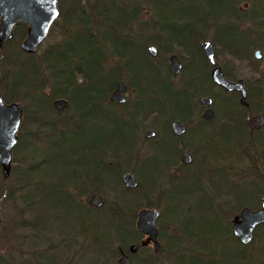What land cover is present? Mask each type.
I'll list each match as a JSON object with an SVG mask.
<instances>
[{
    "label": "rangeland",
    "instance_id": "1",
    "mask_svg": "<svg viewBox=\"0 0 264 264\" xmlns=\"http://www.w3.org/2000/svg\"><path fill=\"white\" fill-rule=\"evenodd\" d=\"M79 1L85 6L87 3L91 4L92 0ZM252 1L251 4L254 2ZM70 2L71 0H67V3L65 1V4L61 7L63 10H61V12H66L68 7L66 4H70ZM123 2L126 4L131 3L138 7V21L132 24L131 34L135 35L140 32L146 36L156 35L159 28L156 29L155 27L154 29L152 23L158 22V18L154 16V11L149 2L145 0H123ZM180 2L183 3L180 4L173 1L171 3L173 5H167L164 0L158 1V10L167 8L168 19L174 22L178 19V23H182L183 21L188 25L185 29L169 28L170 22L164 20L162 22V25H165V31H163V33L165 37L170 34L176 35L178 33L177 36L180 37L187 46L192 47L194 42L190 40V35H188L190 31L188 32L187 30L195 28L193 34L199 33L200 24L197 23V20L201 18L200 15L203 14V8L200 5L193 6L192 3L191 6L186 5L184 3L186 0H181ZM235 8L238 11L240 9L239 13L241 14L239 15L242 17L238 21L235 20L238 24V30L244 33L251 32L256 44L258 41V39H255L257 38V33L251 24V20L248 18L251 5L244 8V1H238ZM216 16H218V14H216ZM212 24L213 23H210L205 30L200 33V40L204 39L212 42L217 64L237 78H248L251 80L253 79L252 75L259 77L253 70L256 67L258 71H261L260 69H262L261 65L264 61V57L262 60H257L253 55L257 49H260L264 55V48L255 46L251 49L249 59H235L229 55L223 46H217L213 43L212 33L214 27ZM140 26H145L147 28H142L140 31ZM66 28H68L66 24H64L62 20H59L56 28L51 34L49 32L47 38L38 50L46 49L53 41L59 39L63 30ZM258 35L259 37L261 36L264 41V26L259 29ZM24 37L18 43H20ZM187 38L189 39L187 40ZM154 44L157 45L160 51L155 61L162 69H168V57L172 53L177 54L184 63L188 61L186 53L176 44L168 43L165 49H161L157 43ZM11 47L15 48V43ZM13 54V56H16L15 50ZM109 64H111V62ZM193 64L194 61L189 64V69ZM258 65L260 68L257 67ZM195 66L198 67V73L200 75L206 73L205 66H202L199 62H196ZM201 68L203 69L201 70ZM45 71H42L40 78L47 76V72ZM185 76L186 74L184 72L178 76L171 75L173 86L181 87ZM126 77L127 76L123 74L121 80L127 84ZM142 82L141 79V83ZM250 82L254 83L252 80ZM208 87L210 88L211 85H208ZM211 90L216 94L219 93L217 87H211ZM125 96L127 98V109H129L137 100L136 90L128 87ZM198 97L200 96L194 98L193 105L196 107L195 110L199 111V115H197L198 113L195 111V118L191 119L188 123V133L179 140L172 142L176 150V155L172 159L173 161H170L172 164L167 169L164 183H160V185L158 183L153 191L145 192V190H149L145 189L143 191L136 190L131 192V194L129 193L130 195H139L143 193L144 197L149 199L151 208H157L161 213L160 216L163 212V218L162 220H158L157 225L159 230L163 232L165 242L160 240L163 249L155 255L156 264H173L174 257L178 252H183L184 256H188V254L192 252L190 258H184V263L186 264H237L239 259L233 256V252L241 250V247L233 240L221 235L218 229V220L213 218L210 213L206 211V208L209 207L208 205L215 207V209L219 208V212H222L221 221L223 225H226L227 222H231L234 214H231L230 207L233 206L234 203L250 204L253 202L251 189L244 184V181H247L249 176L253 175L256 171L264 172V161L262 157L258 155L257 160L255 159L254 150L257 147L260 149L259 145L253 143V146L249 147V137H247V133L245 134L244 130L237 131L236 128L232 127V122L225 120L227 103H224V97L220 93L217 94L213 106L215 114L212 121H208L206 122L207 124L201 125V130L193 129L199 126L198 120L203 110V107L197 103ZM84 100L82 96H79V99L76 98L77 104H82ZM18 102L22 103L24 107L25 104L27 105L25 101L18 100ZM103 103L106 104L107 102ZM41 104L42 103L34 104L30 102L28 105L29 107H27L28 110L33 112L36 106L40 107L42 106ZM112 107L113 109L116 108L118 111L125 113V109L122 107ZM108 110V108L104 107L102 113L106 116ZM170 110L171 109L166 108L163 115H161V117L158 116L160 119H158L159 121L157 122L153 121L156 120L157 114H149L140 121L139 125L134 130L136 142L135 149L130 155L131 158L129 161H122V165H119L120 168L123 167L120 174L125 170L133 171L138 183L141 182L143 186L146 187H148L152 181L159 179L164 169L162 158L158 161L160 165L155 169L151 165L143 163V160L150 155V149L155 144L153 139H146L144 134L148 129L155 130L153 127L154 125H158L164 130L163 127L166 125L165 121L172 116ZM70 112L71 110H68V112L56 113L50 108L44 111L45 115H47L46 119L55 121L57 129L65 128L62 121L66 119ZM95 115L97 114L86 106L78 112L76 122H70L69 132H66L63 137L56 136V141H58V144H60L62 148L61 155L67 158L60 163H50L40 171H33L30 177L34 178L29 181L27 180L29 182L28 185H33L37 181H39V184L31 188L29 193L25 191L24 187H21L24 181L22 173L27 166L35 163L37 164L38 162H40V164H38L39 169H41L43 163H41V159L39 158H26L28 156L27 146L12 157L11 174L9 177L4 178L0 169V256L6 264H117V248L120 246L117 240H112L110 245L105 248L96 249L95 247L98 246L97 241L91 239V234L89 232L83 235L78 233L81 230H94L92 226L95 224L99 225V228H103V222H106L109 217L105 212L106 208L117 201V192L108 182L115 178L119 171V167L110 170L109 174L106 176L101 170L102 166L98 164V161L104 160L109 156V146L111 147L110 142H113L112 135L108 134L106 122H100V124H98L97 121L94 120ZM168 122L167 125L169 127ZM101 125L103 127L102 130L100 129ZM46 132L47 129L42 128L40 122L25 117L18 134L24 138V141L27 138L29 141L36 144V146L41 147L40 142ZM203 139H205V142H203ZM171 148L169 150H171ZM258 148L257 150L259 151ZM183 150H190L196 154L197 161L190 167H181L180 165L179 155ZM39 151L44 155L47 154V145L41 147ZM169 153L170 152H167V154ZM68 156L71 158L69 157L68 159ZM116 162L117 161L112 157H109L105 161V163H108L111 167H113ZM174 162L176 165H173ZM133 168H136V172ZM186 172L190 173L182 185L170 181L176 177L179 178ZM86 176L103 179V181L98 180V182H94L91 178L87 180L85 178ZM70 184L72 185L69 186L67 190L76 202L81 203V205L87 208L89 207L87 202L89 196L93 193H97L102 197L105 208H103L101 212L94 213L93 210L85 211L76 207L75 203L70 201L71 196L66 195V192L63 191L66 186ZM57 186L61 190H59ZM161 190H163L166 198H163ZM27 194L34 197V199L38 198L39 201L42 199L40 205L42 211L53 214L50 218V222L48 221V217H45L47 223L46 230L43 234H38L35 230L31 229L30 225H27L29 224V220L32 219V214L26 209L25 201L29 202V199L25 198ZM33 201L36 203V200ZM134 205L135 200L128 201L126 210L131 211ZM138 209L139 208L135 209L134 212ZM183 211H187L189 214V217L184 218V220L183 215L185 214H182ZM98 213L102 214L98 215ZM54 215H57V217ZM170 221H175L179 226L186 221L183 225L184 229L192 235V238L195 235L196 238L194 240L190 239L186 243L180 241L182 244L181 248L176 251L172 250L171 247H169L172 245L171 237L175 234H179V230L174 229L173 223ZM225 241L228 245L225 244ZM257 241L258 240L246 249L247 253L252 252L256 254V257L253 255L249 257L250 260L248 263L264 264V248L259 249V246L257 247V245H255ZM225 246H227V248H225ZM150 254H153L152 245L150 251L140 252L137 254V257L141 258ZM49 257L50 261H48Z\"/></svg>",
    "mask_w": 264,
    "mask_h": 264
},
{
    "label": "trees",
    "instance_id": "2",
    "mask_svg": "<svg viewBox=\"0 0 264 264\" xmlns=\"http://www.w3.org/2000/svg\"><path fill=\"white\" fill-rule=\"evenodd\" d=\"M59 1V18L54 22L50 29V34L56 28L59 20H62L66 24L65 30H63L59 39L53 41L46 49L38 50L34 54H26L21 51L18 46V42L26 34V25L19 24L15 27L14 37L12 40L7 41L3 47L0 48V94L6 102H14L18 100L25 101L23 120L26 117L34 119L36 122H40L42 128H46L47 132L44 133V137L40 142L41 147L47 145V154L41 153L39 150L41 147L36 146L33 142L29 141L18 134L17 143L13 149V156L27 146L28 156L26 158H39L41 163L47 162V165L55 162H62L67 157H62V148L56 136L63 137L66 132H69L70 122H76L77 112L88 106L95 115L94 120L98 124L100 122H106L108 127V134L112 135L113 139V159L117 162L110 169L119 167L115 178L108 183L117 192V201L108 206L105 212L108 214L106 222H103V228H99V225L92 226L94 230L86 231L81 230V235L89 232L91 239L97 241L96 249H102L110 245L112 240H117L122 248H126L130 243H138L141 238L140 233L136 230L134 220L136 217L135 209L142 207H150V201L144 197V194L130 195L134 191H153L155 186L159 183H164L166 180L165 174L167 169L171 166L172 159L176 155V150L172 144L173 135L168 126L163 127L162 130L158 125L153 127L157 130V136L153 139L155 144L150 149V155L143 160L144 164L151 165L154 169L158 167L159 160L162 158L163 172L159 179L152 181L148 187L143 186V183L139 182L137 188L126 189L123 187L120 181V168L121 161L128 162L131 158L129 154L131 149L133 129L138 126V123L146 118L149 114H157L160 117L166 108L171 109L173 118H178L182 121H189L192 118L193 100L196 96L209 95L216 100L217 94L211 90V87H216L210 77V67L207 65V60L203 58L204 64L207 66L206 73L200 75L198 70L184 68V73L187 75L184 84L181 87H174L171 82V72L169 69H162L156 64L146 51V46L149 43H157L160 45V40L154 34V36H146L138 32L137 34H131V27L133 23L138 20V7L134 4H126L123 0H92L91 4L83 6L79 0H71L66 12H61V7L67 3V0ZM151 5L154 16L158 18V22H153L152 26L161 31H165V25L162 22H170V27L176 29L187 28V23H178L177 21H171L167 18V8H157L159 0H145ZM167 5L173 1L175 3L182 4L181 0H164ZM250 0H186V5L191 6L200 5L203 8V14L200 15V19L197 20L199 26V33H195V28L187 30L190 40L195 44L201 37V32L205 28L213 23V35L212 41L217 46H223L225 50L234 58L240 60L249 59L251 49L255 46L264 48V41L259 37L258 31L264 26V0H253L256 4L255 8H260L263 13L261 15L251 16V24L257 33L258 41L254 42L252 33H244L238 30V24L235 20L238 19L239 11L235 8L237 2ZM252 1V0H251ZM63 11V10H62ZM218 14V16H216ZM146 26V25H145ZM140 26L142 28H147ZM163 28V29H162ZM197 32V31H196ZM168 33V30H167ZM178 34V33H177ZM170 34L166 36L169 41L179 43L180 45H186L180 37ZM200 34V35H199ZM167 35V34H166ZM199 36V38L197 37ZM195 37V38H193ZM187 38V40L189 39ZM193 38V39H192ZM15 43V48L11 47ZM187 46V45H186ZM9 48V49H8ZM7 49V51H6ZM162 49V48H161ZM16 51V56H13V51ZM23 55V56H22ZM22 56V57H19ZM111 62V64H109ZM43 68V69H42ZM47 72L46 77H41L42 71ZM126 75L129 88L136 90L137 100L133 103L132 107L127 109V103L120 106L125 109L124 112L118 111L116 108L108 111L105 116L103 114V107L101 103L106 100L108 93L114 89L118 80L122 79V75ZM199 77L198 85H196V78ZM142 79V83H141ZM207 85V87H206ZM208 85H211L209 88ZM82 96L85 100L82 104H77L76 98L79 99ZM56 98H65L69 101V107L64 112L71 110L70 114L62 121L65 128L57 129L55 121L46 119L44 111L47 108L53 109L52 100ZM227 101V99H224ZM30 102L34 104L42 103L40 107L36 106L32 112L28 110ZM227 101V112L225 114V120L232 122V127L244 129L243 121L239 123L234 122L233 118V106L234 104ZM109 105L113 103H108ZM28 106V107H27ZM54 110V109H53ZM56 113V110H54ZM191 112L193 113L191 115ZM100 114V115H98ZM207 121L201 120L199 123V130L202 129L201 125L207 124ZM71 123V124H72ZM102 130V125L100 126ZM205 142V139H203ZM39 144V143H37ZM202 144V143H201ZM250 144V143H249ZM173 150H172V148ZM171 148V150H169ZM264 148V147H263ZM261 149V148H260ZM261 151V150H260ZM124 153L123 156L122 153ZM167 152H170L167 154ZM121 154V155H120ZM166 154V155H165ZM263 153H261V157ZM126 156V157H125ZM70 156H68L69 159ZM125 157V158H124ZM71 158V157H70ZM264 158V157H263ZM40 164V162H38ZM31 164L26 167L22 176L24 181L22 182V188L28 191L35 185L39 184L37 181L33 185H28L29 180L34 178L30 177L33 171H40L39 164ZM46 165V164H45ZM173 165H176L174 162ZM181 167L185 165L180 164ZM124 166V165H123ZM136 172V168H133ZM159 170V169H158ZM160 171V170H159ZM11 174V173H10ZM254 174H264V172L256 171ZM189 173H184L179 178L171 179V182H175L179 185L184 183ZM209 175V174H207ZM29 177V178H28ZM220 177V176H218ZM28 180V181H27ZM61 180V179H60ZM27 185V186H26ZM67 185L63 190L67 191ZM31 186V187H30ZM58 187V186H57ZM59 190H61L58 187ZM119 189V190H117ZM130 193V194H129ZM163 198H166L163 190H161ZM29 199V202L25 201L26 209L32 214V219L29 220L31 229L35 230L38 234H43L46 230L47 220L45 217L50 218L52 213L43 212L40 208L42 199L27 194L25 197ZM33 200H36L34 203ZM135 200L134 208L131 211L126 210L128 201ZM71 202L75 203L76 207L83 209L84 205L76 202L72 197ZM40 202V203H39ZM246 204V203H243ZM241 203V205H243ZM105 205V204H104ZM98 209V212H101ZM206 211L210 213L213 218L218 220V229L222 236L229 238L236 242L241 247V250L233 252V256L237 257V264H250L248 263L253 253H247L246 249L248 245L241 244L234 236L232 232L231 222H227L226 225L222 224V216L219 212V208L215 209L208 205ZM239 206H231V214H235ZM162 212V211H161ZM46 213V214H45ZM102 213H98L100 215ZM183 220L188 218L187 211H183ZM57 217V215H54ZM102 216V215H101ZM163 218V212L160 219ZM173 228L179 230V234H175L172 238V250H178L181 248V242L185 243L190 239H195L193 236L184 229L183 225L179 226L175 221ZM89 234V235H90ZM159 239L164 241V235L162 230L159 231ZM167 240V239H166ZM169 241V239H168ZM165 242V241H164ZM227 242L225 241V244ZM228 245V244H226ZM190 247V246H189ZM227 248V246H225ZM224 248V249H225ZM162 246L161 250L162 251ZM192 252L188 256H184L183 252H178L174 257L173 264H186L184 258H190ZM249 258V259H248ZM148 259H146L147 261ZM50 261V257L48 258ZM246 261V263H245ZM258 262V261H257ZM0 264H6L0 256ZM252 264V263H251Z\"/></svg>",
    "mask_w": 264,
    "mask_h": 264
},
{
    "label": "water",
    "instance_id": "3",
    "mask_svg": "<svg viewBox=\"0 0 264 264\" xmlns=\"http://www.w3.org/2000/svg\"><path fill=\"white\" fill-rule=\"evenodd\" d=\"M59 16L58 0H0V48L14 37L15 27L19 24H25L26 35L19 43L22 52L26 54H34L47 38L53 23ZM201 47L206 58L212 66L210 77L212 82L227 91H239L241 93L240 102L246 103V90L243 87L242 80L229 81L221 67L217 65L215 59V50L211 41L203 40ZM152 56H156L157 48L150 45L147 48ZM258 57V55H257ZM181 63L175 55L170 57V72L176 75L181 70ZM126 86L123 81L116 83L115 89L110 93L109 99L117 103H124L126 98L123 95ZM199 102L207 108L202 116L204 119H210L214 115L211 107L213 99L211 96L201 97ZM54 105L58 111H64L68 102L63 98L54 101ZM23 119V105L19 102H6L0 94V169L4 178L10 176L11 163L13 157V149L18 140V131ZM264 124V117L257 115L248 121L249 127H260ZM171 128L176 135H181L185 131V126L179 121H172ZM155 136L153 130L145 133V137L150 139ZM180 160L184 164L191 161L190 153L184 151L180 156ZM122 184L127 189H134L138 185V181L132 171H126L121 176ZM90 205L101 207L103 200L99 195H93L89 200ZM160 212L156 208H141L137 213L135 228L138 232L146 236V240L142 242L145 245L149 242L153 244L154 251L160 248L159 229L157 220ZM264 222V197L262 208L257 211H251L245 207L241 209L238 215L232 220V228L234 235L242 242L248 243L252 239L254 227ZM131 252L137 249L135 244L129 247ZM119 264H130L129 258L123 254L119 258Z\"/></svg>",
    "mask_w": 264,
    "mask_h": 264
},
{
    "label": "flooded vegetation",
    "instance_id": "4",
    "mask_svg": "<svg viewBox=\"0 0 264 264\" xmlns=\"http://www.w3.org/2000/svg\"><path fill=\"white\" fill-rule=\"evenodd\" d=\"M253 2V1H252ZM249 3V4H248ZM249 5H251V9H250V12H249V19L251 18V16H258V15H261L262 13H263V11H261L260 10V8L258 7V8H255L256 6V4L253 2V4H251V1L250 2H248V1H244V8H246V7H248ZM58 9H59V1H58ZM244 10V9H243ZM60 11V10H59ZM239 12H240V9H239ZM59 14H60V12H59ZM239 14H241V13H239ZM238 14V19H237V21L240 19V18H242L240 15ZM240 16V17H239ZM247 20V19H246ZM54 24V23H53ZM18 26V25H17ZM26 28H27V26H26ZM156 36L158 37V40H160V47L162 48V49H165V47H166V45L168 44V43H174V44H176L177 46H179L185 53H186V55L188 56V61L186 62V63H184L182 60H181V58L177 55V54H174V53H172V54H170L169 55V57H168V69H169V71H170V57L172 56V55H175L176 57H177V59L180 61V63H181V65H182V67H181V70H180V72L178 73V74H176V75H172V76H178L179 74H181L182 72H184V68L185 67H188L189 66V64L190 63H193V61H194V64L192 65V67H191V69H197L198 70V67H196L195 66V64H196V62H199L202 66H205V69L207 68V66L204 64V60H203V58L205 57V59L207 60V65L209 64L210 65V63H209V61H208V59L206 58V56H205V54H204V51H203V49H202V47H201V42L204 40V39H202V40H200L201 39V37L199 38V36H197L199 39L197 40V42H196V44L195 43H193L192 44V47H189V46H184V44L183 45H180L179 43H176V42H171V41H169L168 40V38L167 37H165L164 36V33H163V31H161V30H158L157 32H156ZM193 38H195V37H193ZM150 45H155L156 46V48H157V54H156V56H152L149 52H148V50H147V48L150 46ZM146 51L148 52V54L153 58V59H156L157 57H158V55H159V50H158V47H157V45L156 44H154V43H150V44H148L147 46H146ZM257 55H258V57H257ZM204 56V57H203ZM254 58L255 59H257V60H262L263 59V57H264V55H263V53H262V51L260 50V49H257L255 52H254ZM237 58V57H236ZM235 58V59H236ZM183 59V58H182ZM216 59V58H215ZM239 59V58H238ZM217 63V62H216ZM259 64V63H258ZM218 65V64H217ZM260 65V64H259ZM257 66V67H259L260 68V66ZM220 66V65H219ZM221 67V66H220ZM189 68V67H188ZM211 68H212V66H211ZM261 68L263 69H260L261 71H258V68H256L255 67V69L253 70V72L256 74V75H259V77L258 76H255V75H252V78L253 79H251L252 81H254V83H252V82H250L251 80H249L248 78H240V77H235V76H232L231 74H229V72L227 71V70H225L224 68H222L221 67V69H222V71H223V73H224V75H225V77L229 80V81H233V82H235V81H238V80H242V83H243V87H244V89L246 90V103L245 104H242L241 102H240V98H241V93L239 92V91H227L226 89H224V88H222V87H220V86H217V85H215L216 87H217V89H218V91H219V93L221 94V95H223V97H224V99H227V101H230L229 103H232V104H234V106H233V111H232V114H233V118H234V122H237V123H239L240 124V122L241 121H243V124H244V129H241V128H239V126H238V129H237V131H242V130H244L245 131V134L247 133V137H249V147H251V146H253V143H256V144H258L259 145V147L261 148V149H259L258 147V149H259V151L257 150V148L254 150L255 151V159L257 160V158H258V155H260L261 156V153H263V157H264V124L263 125H261L260 127H256L255 125H254V127H249V125H248V121L251 119V118H253L254 116H257V115H262L263 117H264V61H263V63H262V65H261ZM203 68H201V70H202ZM186 77H187V75L185 76V79H184V82H185V80H186ZM200 81L199 80V77L198 78H196V85H198L199 83H198V81ZM118 81H123V80H118ZM117 81V82H118ZM116 82V83H117ZM184 82H183V84H184ZM123 83L125 84V86H126V89H125V91L123 92V95L125 96V93H126V91H127V89H128V83L126 84L124 81H123ZM182 84V85H183ZM115 87H116V84H115ZM115 87H114V89H115ZM114 89H112L109 93H108V95H107V97H106V100H104L103 102H107L106 104L105 103H101V105H102V107L104 108H108L109 110L108 111H111L112 109H113V107L112 106H114V105H112V104H108V103H113V104H115L116 106H123V105H125L126 103H127V98H126V96H125V98H126V100H125V102L124 103H117V102H115V101H112V100H110L109 99V95H110V93L114 90ZM206 96H209V95H200V97H198L197 98V103H199L200 105H201V107H203V110H202V113H201V116H200V119L198 120L199 121V123L201 122V120H204V121H212V119L214 118V115H213V117L212 118H210V119H204L203 118V116H202V114H203V112H204V110L207 108V106H205V105H203V104H201L200 102H199V99L201 98V97H206ZM212 97V96H211ZM56 99H58V98H56ZM56 99H53L52 100V106H53V109L54 110H56L57 112H64L65 110H67L68 109V107H69V101L67 100V99H65V98H63V99H65V100H67V102H68V106H67V108L66 109H64V111H58L57 109H56V107H55V105H54V101L56 100ZM212 99H213V103H212V105H211V107H212V109H213V106H214V103H215V100H214V98L212 97ZM227 101H225L224 100V103L226 104L227 103ZM14 102H18V101H14ZM20 103V102H19ZM22 104V103H21ZM23 105V104H22ZM132 107V106H131ZM130 107V108H131ZM194 107H195V105H194ZM228 107V106H227ZM102 108V109H103ZM195 109H196V107H195ZM195 111H197V110H193V113L191 112V115H192V118L191 119H193V118H195V116H196V113H195ZM213 111H214V109H213ZM197 115H199V111H197ZM214 114H215V112H214ZM23 115H24V106H23ZM77 116H78V112H77V115H76V118H77ZM161 117V116H160ZM225 118V117H224ZM158 119H160V118H156V120H153V121H159ZM169 119H170V121H169ZM190 119V120H191ZM174 120H176V121H179L180 122V124L181 125H184L185 126V131H184V133L183 134H181V135H176L174 132H173V130H172V128H171V123H172V121H174ZM190 120L189 121H182V120H180V119H178V118H173V117H169V118H167V120L165 121L166 122V125L164 126V127H166V126H168L167 125V122H168V124H169V128H170V130H171V133H172V135H173V138H172V142H175V141H177V140H179L180 138H182L186 133H188V123L190 122ZM140 123V122H139ZM139 123H138V125H139ZM21 124H22V122H21ZM20 127H21V125H20ZM20 127H19V129H20ZM194 130H196V129H198L199 130V127L198 126H196L195 128H193ZM134 130H135V128L133 129V134H134ZM149 130H153L154 132H155V136H157V130L155 129H148L146 132H148ZM192 130V129H191ZM145 132V133H146ZM155 136L154 137H152V138H150V139H154L155 138ZM144 137H145V134H144ZM146 138V137H145ZM147 139V138H146ZM150 139H148V140H150ZM111 144V147L109 146V156L108 157H106V159H108L109 157H112L113 158V142H110ZM135 145H136V142H135V134L133 135V137H132V143H131V149H132V151L129 153V154H132V152L134 151V149H135ZM261 150V151H260ZM184 151H188L189 153H190V157H191V161H190V163H188V164H184V163H182L181 162V160H180V156L182 155V153L184 152ZM124 153L125 152H123L122 154L124 155ZM121 155V154H120ZM122 156V155H121ZM126 157V156H125ZM124 157V158H125ZM262 157V160L264 161V158ZM106 159H104V160H100V161H98L99 163L98 164H100L101 166H102V168H101V170L105 173V175L107 176L108 174H109V171L110 170H112V169H110L111 168V166H109V164L107 163H105V161H106ZM179 161H180V163L181 164H183V165H185V167H190L191 165H193L196 161H197V158H196V154H195V152H193V151H190V150H183L181 153H180V155H179ZM47 162L49 163V161H44V163L47 165ZM122 162V161H121ZM42 163H43V161H42ZM41 165L42 167H45L46 165ZM126 171H131V170H125L124 172H126ZM124 172H122L121 174H120V181H121V176H122V174L124 173ZM133 172V171H132ZM134 173V172H133ZM188 173H190V172H188ZM135 175V174H134ZM136 177V176H135ZM87 180H90V178L92 179V181H94V182H98V180H100V181H103V179H97V178H92V177H88V176H86L85 177ZM137 180V179H136ZM138 181V180H137ZM81 183V182H80ZM121 183H122V181H121ZM139 184V183H138ZM244 184H246L247 185V187H250V189H251V192H252V203H250V204H248V203H246V204H243V205H241V203H239V204H236V203H234V206H239V209L237 210V212H236V214H234L233 215V217L235 216V215H238L239 213H240V211H241V209H243V208H245V207H247V208H249L251 211H257V210H259V209H261L262 208V204H263V197H264V174H253V175H250L249 176V178H248V180L246 181H244ZM123 185V184H122ZM138 186V185H137ZM124 187V186H123ZM245 187V186H244ZM125 188V187H124ZM137 188V187H136ZM127 189V188H126ZM135 189V188H134ZM243 191L245 192V190H244V188H243ZM66 195H70L69 194V192H68V190L66 191ZM93 195H99V194H97V193H93V194H91L90 196H89V199H88V205H89V207H87V208H84L85 209V211H90V210H93L94 211V213H97L98 212V209H101L102 207H103V205H104V201H103V204H102V206L101 207H96V206H94V205H90L89 204V200H90V198L93 196ZM71 197H73L72 195H70ZM100 196V195H99ZM101 197V196H100ZM102 198V197H101ZM235 199H236V197H235ZM103 200V199H102ZM240 206H242V207H240ZM142 208H151V207H142ZM87 209V210H86ZM89 209V210H88ZM141 208H139L135 213H136V217H135V220H134V225H135V222H136V219H137V213H138V211L140 210ZM157 209V208H156ZM160 212V211H159ZM161 214V213H160ZM160 219V215H159V218H158V220ZM158 220H157V222H158ZM232 220V219H231ZM158 226V225H157ZM158 229H159V227H158ZM160 231V230H159ZM232 232H233V228H232ZM140 233V232H139ZM234 234V233H233ZM159 235V234H158ZM140 236H141V238L139 239V242L138 243H130V244H128L127 245V247L126 248H122L121 246H119L118 248H117V264H119V258L123 255V254H126L127 256H128V258H129V261H130V264H156V259H155V255L156 254H158L159 252H160V250H161V242H160V248H159V250L157 251V252H155L154 251V247H153V244L151 243V242H149V243H147V244H145V245H142V242L143 241H145L146 240V236L145 235H143V234H141L140 233ZM235 236V235H234ZM235 238L241 243V244H243V245H248L249 247L251 246V245H253L254 244V242L256 241V240H258L257 241V243L255 244V245H257V247L259 246V249H261V248H264V222H262V223H260V224H258L256 227H254V229H253V232H252V239L248 242V243H242L236 236H235ZM159 241H160V239H159ZM132 244H135L136 246H137V249L134 251V252H131L130 251V249H129V247H130V245H132ZM151 245H152V250H153V254H150V255H148V256H144V257H141V258H138L137 257V254L138 253H140V252H148V251H150V249H151ZM253 256H255L256 257V254H254L253 253ZM252 256V257H253ZM146 259H148L147 261H146Z\"/></svg>",
    "mask_w": 264,
    "mask_h": 264
}]
</instances>
